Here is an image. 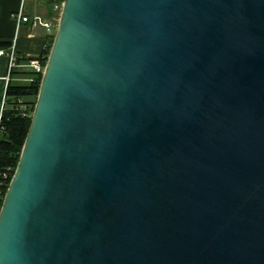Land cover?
<instances>
[{
    "label": "water",
    "instance_id": "water-1",
    "mask_svg": "<svg viewBox=\"0 0 264 264\" xmlns=\"http://www.w3.org/2000/svg\"><path fill=\"white\" fill-rule=\"evenodd\" d=\"M0 264H264V0H63Z\"/></svg>",
    "mask_w": 264,
    "mask_h": 264
},
{
    "label": "crops",
    "instance_id": "crops-1",
    "mask_svg": "<svg viewBox=\"0 0 264 264\" xmlns=\"http://www.w3.org/2000/svg\"><path fill=\"white\" fill-rule=\"evenodd\" d=\"M51 2L52 0H0V41L10 43L15 38L14 43L19 58L31 59L42 56L46 45V34L44 28L33 19L21 22L16 29L11 13L22 6L27 15L47 16L51 12ZM23 70H26V67H14L6 80L4 77L8 72V59L5 55H0V114L7 105L5 96L7 84L28 82L24 80L27 75L21 73Z\"/></svg>",
    "mask_w": 264,
    "mask_h": 264
},
{
    "label": "trees",
    "instance_id": "trees-1",
    "mask_svg": "<svg viewBox=\"0 0 264 264\" xmlns=\"http://www.w3.org/2000/svg\"><path fill=\"white\" fill-rule=\"evenodd\" d=\"M51 41L52 37L46 36L42 60L46 59ZM9 44L7 41H0V47L8 46ZM21 73L33 76V72L29 70H23ZM40 79L41 76L37 75L33 81L27 83L9 82L7 84L5 92L7 105L2 109L0 114V180L1 174L6 168H15L18 162L31 118V115H24L22 113L21 105L31 104V109H33Z\"/></svg>",
    "mask_w": 264,
    "mask_h": 264
},
{
    "label": "built area",
    "instance_id": "built-area-1",
    "mask_svg": "<svg viewBox=\"0 0 264 264\" xmlns=\"http://www.w3.org/2000/svg\"><path fill=\"white\" fill-rule=\"evenodd\" d=\"M63 0H52L51 2V12L47 16H41L39 14H34L32 16L27 15L24 13L23 7H19L16 11L11 13L12 17L14 18L16 29L18 28L21 22L28 21L33 19L35 22L39 23L45 31L46 36L53 37L54 32L57 27L59 15L61 12ZM15 39V38H14ZM13 41L10 42L8 46H1L0 47V55H5L8 59V72L7 75L4 77L6 80L8 79V74L13 70L16 66L26 67V70L33 72V76H26L24 80L30 82L34 80V77L37 75L42 74L45 61L46 59H41L42 56L39 58H31V59H22L19 58L16 46ZM32 105L29 104H22L21 109L24 115H31L32 112ZM15 168L7 167L6 170L1 174L0 180V207L1 201L5 195L4 190H7L11 177L13 175ZM5 188V189H4ZM4 192V193H3Z\"/></svg>",
    "mask_w": 264,
    "mask_h": 264
}]
</instances>
